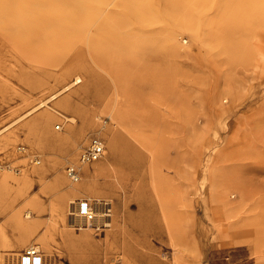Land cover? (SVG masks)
I'll return each instance as SVG.
<instances>
[{
	"label": "rangeland",
	"instance_id": "obj_1",
	"mask_svg": "<svg viewBox=\"0 0 264 264\" xmlns=\"http://www.w3.org/2000/svg\"><path fill=\"white\" fill-rule=\"evenodd\" d=\"M153 1L161 12V57L138 56L130 74L114 64V80L85 57L110 81L102 97L83 91L90 74L85 62L72 60L74 49L9 46L0 34V264L34 242L54 264H120L114 244L123 235L140 237L131 228L140 219L161 226L163 242L144 239L162 258L177 253L180 264H264V22L226 14L218 0H180L174 8ZM149 66L160 67L159 75ZM128 127L153 147L157 165L145 178L120 180L107 166L109 136ZM94 132L104 139V155L84 168L81 182H71L64 167ZM18 145L27 152H17ZM172 158L179 178L165 170ZM78 184L82 195L73 200L111 205L109 227L81 228L72 220L65 197ZM162 207L182 230L175 248ZM16 210L31 228L24 244L13 247L24 231L13 226ZM186 227L194 237L184 234Z\"/></svg>",
	"mask_w": 264,
	"mask_h": 264
},
{
	"label": "bare ground",
	"instance_id": "obj_2",
	"mask_svg": "<svg viewBox=\"0 0 264 264\" xmlns=\"http://www.w3.org/2000/svg\"><path fill=\"white\" fill-rule=\"evenodd\" d=\"M165 1L172 8L176 7L178 1L180 2V0ZM218 2L220 4L219 7L226 14H234L238 11V13L240 12L244 16H249L250 14L256 16V23L258 25L262 21L264 22V0H218ZM160 15L161 12L158 8H155L153 0H0V34L3 35L2 40L5 42V45L9 46L12 43H16L17 47L44 48L47 45L61 44L64 49H74L71 56L72 60L78 64L85 62L87 71L90 74V81L83 87V91L91 92L96 97H102L110 86L109 80H114V64L115 67L118 66V69H116L118 72L120 71L125 74L129 72L130 74L127 68L134 62H137L138 56L143 60L150 58L153 54H156L157 58L161 57L164 44ZM86 56L91 59L93 64L106 72L109 80L96 70L91 63H87ZM146 69H151L152 73H157L158 75L161 70L160 67L153 69L150 66L146 67ZM116 79L118 80L119 78L117 77ZM79 81L80 79L77 76L75 82H73L77 83ZM117 82L119 83V80ZM67 87L64 89L66 90ZM67 119L74 122V119L71 117ZM132 128H126L125 134L112 132V134L110 133L111 136H109L111 150L107 159V166L114 173L118 172L120 180L122 178L132 179L133 177L145 178V170L150 172L157 165V161L154 160V153L151 152L153 147L150 149V144L144 141L142 133L140 131L137 133V131L133 130L135 128ZM140 133L141 136L139 135ZM146 156H149V161L148 159L146 161ZM150 157L152 158L150 159ZM190 165L193 167L194 162L192 161ZM164 167L167 173L171 172L172 174V171L174 172V178L179 176V170L176 168L177 164L174 159H170ZM103 169L104 167H100L94 171L100 173ZM171 169L172 171H169ZM188 172L186 171V173ZM161 176L166 177L164 174ZM188 182V191L192 192V188L194 187L193 174ZM79 184L68 191L65 197L66 204L71 203L70 206L72 208L76 205L77 199L84 197L78 196L75 200H73L74 198L72 199L73 194L81 191L82 186ZM90 186L92 187V185ZM158 200L159 202L163 201L160 195H158ZM161 209L166 234L171 242V246L175 248L178 240L177 235L179 231L182 233V230L180 228L176 229L172 221H170L172 218L169 219L170 215L167 214V209L165 207ZM18 210L13 212L14 215L12 214V216H15L13 226L17 227L18 230L24 231L16 238L13 247L24 244L27 236L25 231L31 228V224L21 218L19 214L21 211ZM38 212H41V210H38ZM69 213L71 214L72 212ZM25 215L26 217L30 216L29 212H25ZM72 220H75L77 222L76 225L81 228L88 227L74 216ZM132 227H135L139 231L140 237L133 234L123 235L121 243L114 244V261H117V255L120 252V264H180L177 253H174L172 258L168 260L165 257L159 256L158 252L161 251L160 248L155 249L150 244L151 241H164L162 230L160 229L161 226L152 225L147 219H140ZM2 234L4 236V233ZM184 234L187 237L189 235L194 237L192 236L191 227H186ZM144 235L151 236L150 238L148 237V240L151 241L147 242L144 239ZM37 238L40 242L43 241L42 237ZM36 245L40 247V245ZM110 255L112 256L111 253ZM109 258L110 256L107 257V259Z\"/></svg>",
	"mask_w": 264,
	"mask_h": 264
},
{
	"label": "built area",
	"instance_id": "obj_3",
	"mask_svg": "<svg viewBox=\"0 0 264 264\" xmlns=\"http://www.w3.org/2000/svg\"><path fill=\"white\" fill-rule=\"evenodd\" d=\"M56 128L60 124L55 125ZM27 148L24 145H18L16 151L24 153ZM105 152V143L101 135L92 133L86 145L80 150L75 161L68 162L64 171L71 182L80 181L83 174V167L99 160ZM32 160L38 163L40 160L33 156ZM72 215L85 226L95 230H102L109 226L111 217V206L105 200L90 199L81 197L77 199L76 205L71 211ZM79 223V222H78ZM4 264H54L48 259L44 251L36 244H29L17 252L6 254Z\"/></svg>",
	"mask_w": 264,
	"mask_h": 264
}]
</instances>
